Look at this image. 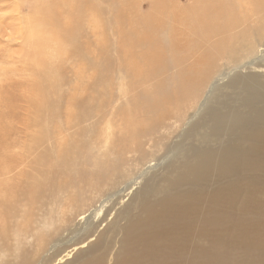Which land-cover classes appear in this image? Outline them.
<instances>
[{
	"label": "bare ground",
	"instance_id": "6f19581e",
	"mask_svg": "<svg viewBox=\"0 0 264 264\" xmlns=\"http://www.w3.org/2000/svg\"><path fill=\"white\" fill-rule=\"evenodd\" d=\"M98 1L43 0L35 10L37 55H53L50 42L60 46L82 63L86 84L75 88L78 97L73 88L69 97L55 95L54 64L40 59L39 96H30L21 129L9 138L0 132V264H61L71 253L65 264H264V55L240 70L217 64L246 6L258 12L264 0H106L118 29L114 50L100 46V30L111 24L100 18ZM137 4L146 12L128 17L122 10ZM67 10L74 19L60 25ZM237 71L246 74L230 76ZM220 85L237 91L233 101L218 97ZM94 113L103 124L127 126L120 143L144 138L146 145L178 125L200 144L167 162L155 182L148 175L156 166L136 162L124 176L133 181L117 190L119 157L91 156L103 125ZM136 114L144 125L131 127ZM78 177L96 181L90 196L77 194L85 210L68 221L81 239L67 245L65 227H47L43 242L29 246V233L15 225L18 211L56 203L59 192L77 190ZM229 247L258 250L243 260Z\"/></svg>",
	"mask_w": 264,
	"mask_h": 264
},
{
	"label": "rangeland",
	"instance_id": "374dc122",
	"mask_svg": "<svg viewBox=\"0 0 264 264\" xmlns=\"http://www.w3.org/2000/svg\"><path fill=\"white\" fill-rule=\"evenodd\" d=\"M104 1H98L101 10L100 18L105 23L109 21L111 25H106L103 31L100 30V46L101 48L109 47V49L114 50L113 47H115L117 40L115 29H118L113 16L109 12V3L106 0ZM41 3H43V0H0V128L2 126L0 132L7 130L8 135L5 133V137L7 138H9V136L12 137V132H17L19 129L20 125L18 123L21 120V116H25L24 113L29 110L30 96L33 98L39 96L38 92L34 89V85L40 71L37 64L40 59H46L54 64L53 73L55 74V77L52 79L55 81L60 80V82L56 84L55 95L65 93V97H69L68 92L73 88L74 95L77 96V93L79 92L75 88L77 86L83 87V85L86 84L85 75L82 77V63L77 59L66 56L64 49L60 48V46L55 49L53 42H50V51L53 55L50 57H39V55H37V49L34 45L35 39L32 37V35H36V33L32 31L31 24L36 15L35 10ZM135 6L136 9L132 10L129 6L123 5L122 10L128 17H131L134 14V11L136 14L146 12L144 4L142 7H138V4ZM246 7L248 8L243 15V21L239 27V32L227 39L224 52L217 61L219 70L223 72L240 70L242 66L251 63V61L256 59L258 55H264V8L255 12L252 11V6ZM60 17L62 19L59 21L60 25H62V22L67 23L74 19L70 10H67L63 15H60ZM224 36H226V34L216 38L218 40L220 37ZM263 60L264 58L259 61L264 64ZM244 74L246 73H239V71H237L230 76H236L237 80H239ZM124 79L129 80L128 78ZM261 80L264 82L263 78ZM120 81L121 79H118L115 75L112 90H118V84ZM226 81L227 80L223 81V85H225ZM46 83L51 85L50 81H46ZM31 88H33L36 93L32 94L30 91ZM217 92L220 99L230 96L232 101L233 94L237 93V91L229 88L226 89L222 86ZM86 93H89L88 89L86 90ZM88 95L89 94H87V96ZM121 97H123L122 94ZM117 104L122 108L125 105L122 98ZM108 111L109 110L105 108L104 112L106 114L103 116H106ZM94 114L100 119V124H103V121L101 120L103 117L101 118V115ZM138 115L139 114L135 115L133 122L130 125L131 127H137L139 124L144 125V122L138 119ZM15 120H18V122L15 123ZM112 122L113 123L109 125L103 124L100 126L101 129H98L101 130L99 140L97 141L99 143L98 150L92 152L91 156L94 157V159H97L102 154L111 157H114L112 155H117L120 159L119 162L122 165L120 175L123 177L129 173V170L136 162L143 165L146 163L144 167L148 165L156 166L148 175V178L155 182L163 175L165 170L164 166L167 162L175 159L176 162L182 160L189 152H191L193 147L200 144L198 138H185L184 129L178 125L170 129L169 133L166 134V136H163L165 138H160L156 134L153 136V142H149L146 145L144 144V138H138L135 144H131L130 140L125 143H120L119 141L124 136L123 130L127 126L122 122L119 126L120 122L116 119ZM201 145L204 146L205 142H202ZM211 145H215V143L213 142ZM124 149H132L131 154L126 155ZM136 149H139V152L135 153ZM133 179L134 176L131 173L128 177L122 178L118 183L117 190L130 184ZM77 180L79 182L78 186H76L77 190L67 188L62 191L61 194L59 192L57 194L58 197L56 198V203L47 206L36 205L34 207L31 203H27L20 211H18L20 214L18 221L15 220V225L25 228L26 232L29 233L31 240L29 246L33 245V248H35L37 243L43 242V240L51 233L47 227H52L51 229H53V227H65L64 235L67 234L68 236L66 239L63 238L64 236L62 237L64 239L62 243L67 244L71 238V241L75 239L78 240V238L79 240L81 239V237L77 236L79 233L76 235V230H72V233H70L69 229L72 224L69 225L68 221L70 218L77 216L82 212L81 210H85V208H82L83 202L77 198V194L82 191L86 196H90L91 190L96 181L94 178H90L85 182L81 177H78ZM129 196L130 195L124 196L122 200H119L116 208L119 209L126 204ZM112 202H114V199ZM112 219V215L107 216L108 221H112ZM119 224H123V221H120ZM104 225L105 222L98 228V232L104 230ZM79 232L81 234V231ZM70 234L73 236H70ZM12 242H16V240ZM23 244L25 248L27 243L23 242ZM229 249L238 252V255L243 260L255 256L258 250L255 247L251 249L229 247ZM74 254L75 253H71V257L65 259L61 264L70 262L73 259ZM51 264L56 263L52 261Z\"/></svg>",
	"mask_w": 264,
	"mask_h": 264
}]
</instances>
